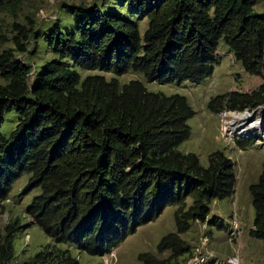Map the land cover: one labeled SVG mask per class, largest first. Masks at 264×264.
<instances>
[{
	"label": "trees",
	"instance_id": "obj_1",
	"mask_svg": "<svg viewBox=\"0 0 264 264\" xmlns=\"http://www.w3.org/2000/svg\"><path fill=\"white\" fill-rule=\"evenodd\" d=\"M26 1L0 0V16ZM121 1L148 19L144 34L137 22L97 3L66 5L72 32L59 21L32 31L17 26L37 49L46 45L50 58L30 62V47L20 41L0 53V129L6 113L17 114L8 138L0 130V217L14 184L27 175L25 193H38L25 215L52 242L19 264H81L65 247L71 243L80 253L104 257L168 207L176 208V231L157 250L169 254L143 252L140 264H187L193 247L183 234L196 223L206 224L208 235L225 228L222 218L211 217V206L234 195L236 161L215 150L204 166L196 153L181 151L195 115L188 98L150 91L141 80L121 84L118 76L132 71L150 82L202 81L226 50L262 83L251 92L218 94L209 109L264 106V11L252 0ZM236 145L247 148L254 140L237 138ZM249 190L250 233L264 240V165ZM22 228L19 217L0 228V264L15 260Z\"/></svg>",
	"mask_w": 264,
	"mask_h": 264
},
{
	"label": "rangeland",
	"instance_id": "obj_2",
	"mask_svg": "<svg viewBox=\"0 0 264 264\" xmlns=\"http://www.w3.org/2000/svg\"><path fill=\"white\" fill-rule=\"evenodd\" d=\"M94 3H97L102 11H114L137 22L142 34L146 31L148 19L141 12L129 8L121 0H27L20 10L0 16V53L8 49H17V41H20L30 47L28 60L34 64H41L51 57L47 46L41 45V48L37 49L23 38L17 26L32 31L37 25L45 28L59 21L61 24H68L69 31L72 32L73 21L65 16L64 6L82 4L91 6ZM252 3L257 12L264 11V0H252ZM25 57L27 56H19V59ZM79 72L83 76L104 74L108 79L115 77L114 74L101 71L79 70ZM118 79L121 84L141 80L150 91L186 96L195 110V115L189 119L191 137L180 146V150L196 153L204 166L208 165V155L215 150H223L236 161L237 184L234 195L214 202L211 206V217L222 218L225 228L213 229L212 234L208 235L207 225L196 223L189 233L182 235L192 245L193 251L203 246V236L207 234L210 240L205 249L209 251L208 256L212 264H229L228 260L231 258L239 260L240 264H264V240L257 239L250 233L254 228L255 209L249 190L250 185L258 181L263 169L264 137L262 133L252 138L246 135H229L227 129L233 113L238 115L246 110H224L216 114L208 106L210 99L218 94L232 91L251 92L262 83V79L244 72L234 57L230 59L229 64L225 58L221 59L213 74L202 81L150 82L142 74L132 71L118 76ZM0 83L4 81L0 79ZM16 124V111L6 113L5 122L0 129L2 134L8 138ZM237 138L253 139L254 145L241 149L236 145ZM28 179L29 176H23L14 184L10 198L6 201V212L0 217V228H4L16 217H19L22 223V232L18 233L15 239L16 258L12 264H19L34 257L42 247L52 243L45 232L25 215V210L38 193V190L25 193ZM175 210V207H168L156 221L137 228L136 232L113 253L104 257L80 253L72 243L65 247L71 249L81 264H140L138 255L143 252L164 258L169 252L159 253L157 244L164 235L176 231Z\"/></svg>",
	"mask_w": 264,
	"mask_h": 264
},
{
	"label": "bare ground",
	"instance_id": "obj_3",
	"mask_svg": "<svg viewBox=\"0 0 264 264\" xmlns=\"http://www.w3.org/2000/svg\"><path fill=\"white\" fill-rule=\"evenodd\" d=\"M227 131V133L231 136L246 135L250 138L263 133L264 106L260 107L256 111L248 110L238 115L233 113V118Z\"/></svg>",
	"mask_w": 264,
	"mask_h": 264
},
{
	"label": "built area",
	"instance_id": "obj_4",
	"mask_svg": "<svg viewBox=\"0 0 264 264\" xmlns=\"http://www.w3.org/2000/svg\"><path fill=\"white\" fill-rule=\"evenodd\" d=\"M218 55H219V58L220 60L225 58L227 61H228V64H229V61L231 58H233V55L229 52H225V51H222L220 50L218 52ZM248 111V110H246ZM245 111V112H246ZM203 246L197 248L195 251H193V255L192 257L189 259L188 263L187 264H212L210 261V257L208 256L209 255V251L206 250V245L208 244L209 242V236L206 234L205 237L203 236ZM228 263L229 264H240L239 260L237 259H234V258H231L228 260ZM216 264V263H214Z\"/></svg>",
	"mask_w": 264,
	"mask_h": 264
},
{
	"label": "water",
	"instance_id": "obj_5",
	"mask_svg": "<svg viewBox=\"0 0 264 264\" xmlns=\"http://www.w3.org/2000/svg\"><path fill=\"white\" fill-rule=\"evenodd\" d=\"M260 107H262V106H260ZM260 107H259V108H260ZM259 108L255 109V110H253V111L258 110ZM262 136L264 137V131H263V133H262Z\"/></svg>",
	"mask_w": 264,
	"mask_h": 264
},
{
	"label": "crops",
	"instance_id": "obj_6",
	"mask_svg": "<svg viewBox=\"0 0 264 264\" xmlns=\"http://www.w3.org/2000/svg\"><path fill=\"white\" fill-rule=\"evenodd\" d=\"M261 84H259V86H260Z\"/></svg>",
	"mask_w": 264,
	"mask_h": 264
}]
</instances>
